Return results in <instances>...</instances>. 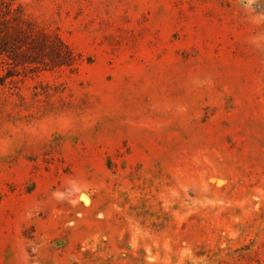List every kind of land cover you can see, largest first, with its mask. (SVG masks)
Returning a JSON list of instances; mask_svg holds the SVG:
<instances>
[{
    "label": "rangeland",
    "instance_id": "1",
    "mask_svg": "<svg viewBox=\"0 0 264 264\" xmlns=\"http://www.w3.org/2000/svg\"><path fill=\"white\" fill-rule=\"evenodd\" d=\"M0 264H264V0H0Z\"/></svg>",
    "mask_w": 264,
    "mask_h": 264
},
{
    "label": "bare ground",
    "instance_id": "2",
    "mask_svg": "<svg viewBox=\"0 0 264 264\" xmlns=\"http://www.w3.org/2000/svg\"><path fill=\"white\" fill-rule=\"evenodd\" d=\"M87 197V196H86ZM87 199V198H86Z\"/></svg>",
    "mask_w": 264,
    "mask_h": 264
}]
</instances>
